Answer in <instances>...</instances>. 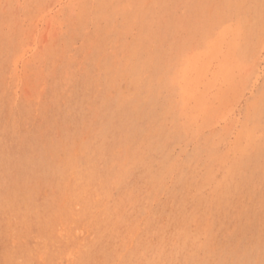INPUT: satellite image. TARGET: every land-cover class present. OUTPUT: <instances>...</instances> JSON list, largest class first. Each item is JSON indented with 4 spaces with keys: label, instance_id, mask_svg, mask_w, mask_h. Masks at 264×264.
<instances>
[{
    "label": "rangeland",
    "instance_id": "374dc122",
    "mask_svg": "<svg viewBox=\"0 0 264 264\" xmlns=\"http://www.w3.org/2000/svg\"><path fill=\"white\" fill-rule=\"evenodd\" d=\"M0 264H264V0H0Z\"/></svg>",
    "mask_w": 264,
    "mask_h": 264
},
{
    "label": "bare ground",
    "instance_id": "6f19581e",
    "mask_svg": "<svg viewBox=\"0 0 264 264\" xmlns=\"http://www.w3.org/2000/svg\"><path fill=\"white\" fill-rule=\"evenodd\" d=\"M91 45V44H90ZM74 60V59H73ZM80 77V76H79ZM175 133V132H174ZM174 139V138H173ZM147 149V148H146ZM91 157V156H90ZM168 167V166H167ZM167 172V171H166ZM87 176V175H86ZM229 225V224H228Z\"/></svg>",
    "mask_w": 264,
    "mask_h": 264
}]
</instances>
